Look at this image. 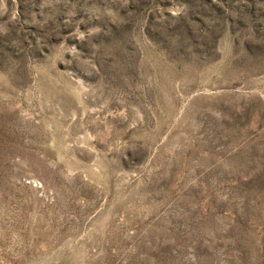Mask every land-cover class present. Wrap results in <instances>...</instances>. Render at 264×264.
I'll use <instances>...</instances> for the list:
<instances>
[{"label": "rangeland", "instance_id": "obj_1", "mask_svg": "<svg viewBox=\"0 0 264 264\" xmlns=\"http://www.w3.org/2000/svg\"><path fill=\"white\" fill-rule=\"evenodd\" d=\"M0 264H264V0H0Z\"/></svg>", "mask_w": 264, "mask_h": 264}]
</instances>
